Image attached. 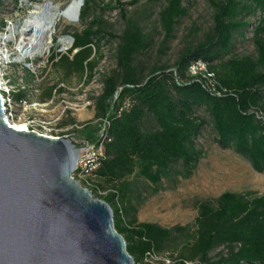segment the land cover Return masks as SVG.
I'll use <instances>...</instances> for the list:
<instances>
[{
  "label": "trees",
  "instance_id": "obj_1",
  "mask_svg": "<svg viewBox=\"0 0 264 264\" xmlns=\"http://www.w3.org/2000/svg\"><path fill=\"white\" fill-rule=\"evenodd\" d=\"M184 1L166 0L159 14L166 38L186 13ZM90 2L84 0L80 20L86 19ZM213 7V24L204 40L181 53L173 69L155 66L144 79L134 59L148 47V37L137 21L123 16L126 27L117 37L116 70L103 77L102 91L95 98L96 118L108 114L110 141L105 145V158L87 179L93 187L88 190L92 193L103 188L99 180L110 185L103 201L112 211L114 228L134 264L142 263L147 253H161L173 230L136 224L134 219L125 222L127 209L120 206L130 186L125 179L135 176L158 188L177 162L188 169L195 165L199 152L194 140L204 124L196 116L198 109L207 113L220 148L232 150L253 170L264 172V118L258 117L264 111V40L259 38L264 33V18L254 30L255 55L231 54L234 35L249 27V17L264 12V0H217ZM105 34L100 21L92 19L71 35L72 46L65 55L51 54L48 60L87 84L97 63L98 43ZM196 60L213 73L214 92L189 75L188 67ZM54 89L63 90L49 87L44 99H50ZM28 92L18 88L11 94L13 103L27 100ZM147 119L152 127L144 130ZM87 126L82 134L92 140L96 126ZM188 246V254L178 255L173 264L196 259L198 264H264V195L223 193L213 202L201 203ZM218 248L224 251L211 259L209 253Z\"/></svg>",
  "mask_w": 264,
  "mask_h": 264
},
{
  "label": "rangeland",
  "instance_id": "obj_2",
  "mask_svg": "<svg viewBox=\"0 0 264 264\" xmlns=\"http://www.w3.org/2000/svg\"><path fill=\"white\" fill-rule=\"evenodd\" d=\"M71 0H18L3 1L0 6V81L3 89H28L26 105L21 108L15 103L12 110L13 122L34 123L38 130L44 125L45 130H63L64 133H74L84 137L82 131L87 127H95V98L102 91L104 76H110L116 70V47L118 36L126 27L125 18L138 22L141 32L148 37V47L137 54L134 63L146 78L151 68L165 67L173 69L181 53L192 49L202 42L213 24L214 7L217 0H187L182 3L186 10L169 37H165L164 29L159 20V14L166 6V0H90L85 20L79 15L83 10V2L76 23L64 19L56 22L45 36L42 45L48 47L42 53L20 61L16 52L18 36L13 32L22 29L24 18L35 5L48 7V13L55 8H63ZM124 13V14H123ZM264 18V12L257 11L248 18L250 25L242 34L234 35L231 54L238 56H254V30L259 21ZM92 19H98L106 33L98 43L96 53L97 63L92 79L85 84L83 78L76 74H67L61 65L54 66L48 60L51 54L65 55L72 46L70 37L81 31ZM111 35V37L109 36ZM112 36H115L112 37ZM51 37V38H49ZM264 40V33L259 34ZM61 40L70 41L63 50ZM46 44L47 42H49ZM75 51H73L74 53ZM55 86L62 88L61 92H52L50 99H44L47 88ZM196 116L203 122L199 135L194 140L195 150L199 152L198 160L190 169L185 168L181 161L173 165L171 175L163 179L158 188L142 178L130 176L125 179L129 183L121 207L127 209L125 222L134 219L136 224L151 223L165 229H172L170 239L164 249L156 257L145 256L140 264H171L180 254H188V240L194 230V220L198 207L203 202H213L223 193H236L258 197L264 195V172L253 170L250 163L235 154L230 149H222L216 144V135L210 119L203 110L198 109ZM264 118V111L258 113ZM70 126L79 127L78 129ZM82 127V128H81ZM152 127L147 119L143 129ZM44 130V129H42ZM103 188H96L91 193L102 200L110 187L99 180ZM84 186V185H83ZM90 188H93L92 185ZM132 209L134 212H131ZM218 248L209 253L214 259ZM198 260L188 264H198ZM134 264V263H133Z\"/></svg>",
  "mask_w": 264,
  "mask_h": 264
},
{
  "label": "water",
  "instance_id": "obj_3",
  "mask_svg": "<svg viewBox=\"0 0 264 264\" xmlns=\"http://www.w3.org/2000/svg\"><path fill=\"white\" fill-rule=\"evenodd\" d=\"M76 159L65 137L13 129L0 98V264H133L108 204L72 178Z\"/></svg>",
  "mask_w": 264,
  "mask_h": 264
},
{
  "label": "built area",
  "instance_id": "obj_4",
  "mask_svg": "<svg viewBox=\"0 0 264 264\" xmlns=\"http://www.w3.org/2000/svg\"><path fill=\"white\" fill-rule=\"evenodd\" d=\"M188 73L192 77H196L200 79L204 83V87L211 91H215V83H214V75L207 69V66L201 60H196L191 63L188 67ZM23 90V89H21ZM15 89H3L0 87V98L2 100V108L4 112V120L7 122V119L12 121V110L15 105L12 101L11 94L17 92ZM26 105V100H23L19 103L21 108H24ZM124 106L123 108H126ZM120 109L119 111H121ZM108 114L105 117L98 118L96 121L95 132L93 135V139H87L85 137L75 136L74 133L64 134V133H56L62 132L61 129H56L52 131L51 129L45 130V126L40 125L39 129L33 128L34 123L32 121L24 122L27 132H34L38 135L50 137V138H67L74 146L77 151V159L75 165L72 169L71 176L75 179L82 187L88 189L87 185H90L87 182V179L93 175V173L100 166L101 160L105 158V145L110 141L108 137ZM13 122V121H12ZM8 123V122H7ZM22 123V122H21ZM9 124V123H8ZM78 129L79 127L70 126L72 128ZM82 128V127H81ZM44 129V130H42ZM84 185V186H83ZM146 256L156 257L157 254L147 253ZM163 261L167 264H171L168 259H163Z\"/></svg>",
  "mask_w": 264,
  "mask_h": 264
},
{
  "label": "bare ground",
  "instance_id": "obj_5",
  "mask_svg": "<svg viewBox=\"0 0 264 264\" xmlns=\"http://www.w3.org/2000/svg\"><path fill=\"white\" fill-rule=\"evenodd\" d=\"M80 8V0H71L63 8H55L52 12L50 11V13L47 12V5L45 7L35 5L24 18L21 30L13 32V28L9 27L8 31L18 36L16 52L19 55L20 61L25 58H31L34 54L40 55L43 50L48 48L44 47L42 43L44 37L49 35L50 29L61 19H64L69 23H76ZM48 43H50V41L46 44ZM60 43L63 45V50L67 49V47L70 45L69 40H61ZM2 85L3 84L0 81V87ZM7 122L15 130H27L24 123L12 122L9 119H7Z\"/></svg>",
  "mask_w": 264,
  "mask_h": 264
},
{
  "label": "crops",
  "instance_id": "obj_6",
  "mask_svg": "<svg viewBox=\"0 0 264 264\" xmlns=\"http://www.w3.org/2000/svg\"><path fill=\"white\" fill-rule=\"evenodd\" d=\"M56 90H58V89H54V91H53V92H56ZM58 92H59V90H58Z\"/></svg>",
  "mask_w": 264,
  "mask_h": 264
}]
</instances>
